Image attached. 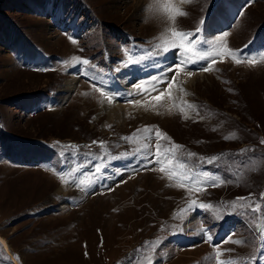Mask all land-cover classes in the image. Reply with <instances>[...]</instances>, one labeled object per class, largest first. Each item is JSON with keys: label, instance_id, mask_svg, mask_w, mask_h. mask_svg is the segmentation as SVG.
<instances>
[{"label": "rangeland", "instance_id": "1", "mask_svg": "<svg viewBox=\"0 0 264 264\" xmlns=\"http://www.w3.org/2000/svg\"><path fill=\"white\" fill-rule=\"evenodd\" d=\"M145 3L0 0V264H264V0H194L176 30L202 29L195 53L174 49L159 64L196 61L168 75L178 91L149 87L101 112L113 76L177 39L143 23ZM224 32L219 47L238 55L200 60L212 51L203 40ZM130 58L139 62L115 71ZM157 143L160 158L142 167ZM173 143L176 157L165 154ZM180 161L218 186L179 187ZM193 199L211 207L188 209Z\"/></svg>", "mask_w": 264, "mask_h": 264}, {"label": "snow or ice", "instance_id": "2", "mask_svg": "<svg viewBox=\"0 0 264 264\" xmlns=\"http://www.w3.org/2000/svg\"><path fill=\"white\" fill-rule=\"evenodd\" d=\"M201 24L204 23V21H200ZM202 29L201 28H197L195 30V33H186V32H180L177 31L176 29H171V33L173 35V37H176L177 39L169 42V41H164L163 44H156L155 48L151 51L147 52V56H140L139 60H144V59H151V58H156L153 60V63L156 64L158 66V70H160L161 75L160 76H153L151 81H146L145 83H151L152 84V91H158L160 87H162L163 85L167 84V88L170 90L173 85L174 82L176 80V76L173 75L171 77V81L168 80V75L172 72H176L179 73L180 71H183L185 67H187V64H194L196 63V61L194 60H188L187 62H185L184 60H180L178 63L175 64L174 67H168L167 65L164 66L163 69H159V64L163 63L164 61L167 60V54H169L172 50L174 49H179L180 51L184 52V53H195L196 51V46L200 43V37L196 34H198ZM229 35L228 32H224L222 35H219L216 37L215 41H209L207 39L203 40V44L204 45H212V51H207L204 50V55L199 56L200 60H206L209 57H212L213 55H217V56H225V55H232L233 57H235L236 55H238V52H233L231 49H229L227 47V45L225 44L224 47L220 48L219 45L221 42H223L225 40V37H227ZM69 40H71L72 43H76V41L69 36ZM139 60L134 61L133 59H128L126 62L122 63L120 67L116 68V72H120L122 69L125 68H129L130 66H133L134 64L138 63ZM216 60L215 59H211V62L208 64L207 67H204L202 70L204 72H209L212 68V66L214 64H216ZM239 62V61H237ZM72 65L75 67L77 64H82L84 66L89 65V60L88 59H83L81 60L79 57H76L72 60ZM249 63H254V61L249 60ZM85 76L88 75L87 70H85V72L83 73ZM189 76H192V72L189 71L187 73ZM103 87V85H101V88ZM101 88H97V91H101ZM135 88L137 90H142V91H148L147 88H144L143 84L141 83H137L135 85ZM170 94V92H169ZM101 95H104V92L101 91ZM129 96L134 95V93H128ZM165 95L164 92H161L160 95L155 96L154 99L159 100L161 98V96ZM109 103L112 102V97H108ZM137 103H139V101H137ZM186 103L187 108L192 109L193 111H196L195 106L191 103ZM181 111H183V109H181ZM188 115L185 114V119H188ZM200 119H203V117H200ZM150 130L148 128H145V132H149ZM155 138L157 139V141H159V139L162 137V133L160 132L159 129H157L155 131ZM127 139V138H126ZM225 139H227V137H225ZM93 144L97 143L96 141L92 142ZM103 142H101L102 144ZM69 148H77V145H69L67 146ZM142 147L147 148L148 145L144 144ZM183 146L178 145L173 143L171 145L170 148L165 150V154L167 153H171L173 157H176L178 154V150L181 149ZM140 150L137 149V152H139ZM61 157L64 156V153L60 154ZM73 155H75V153H73ZM133 155V153L129 152V153H125L122 154L119 157L113 156L112 159H121V158H127L128 156ZM154 159L153 160H149L147 158H145L144 160V164L142 165V167H147L149 164H152L154 162V160H157L160 158L161 153L159 151V143H157V151L155 153H152ZM184 153H179V156H184ZM197 154L194 152H187L186 156L187 158L191 159L193 157H195ZM218 159V157L213 156L211 159H205L203 157L200 158L201 160V164H213L216 160ZM168 164H172L173 160H168L167 161ZM102 167H104V165H96L95 166V172L93 173V176H95L98 173H101V169ZM179 169L183 170L184 174L181 175L180 179L183 181L182 183L179 184V187L183 188L185 187V183L184 182H188V183H192L193 185L197 184V183H201V184H211V186L216 187L218 186L216 184V177L214 175H211L208 171H201V172H193V170L191 168L188 167V165L184 162V161H180L178 164ZM161 172L165 171L164 167H161L160 169ZM119 174V173H118ZM176 175L175 172H173L171 175H169V179H172L174 176ZM197 177H199V179H197ZM95 182V181H93ZM81 184L84 183V181L80 182ZM190 190H194L197 192L203 191L205 189L200 188V187H194L193 189ZM264 195V194H262ZM237 199H244V198H237ZM211 205L210 204H206V203H198L197 200L193 199L189 202L188 204V209H192L195 210L197 208L203 210V209H208L210 208ZM182 213H187V209H181L180 210ZM181 220L184 219V216L180 217ZM217 220L222 219V217L220 216H216ZM183 229H181L182 231ZM208 231L207 229H205L204 227H201V233H204ZM208 243L212 242V236L208 235L206 238V241Z\"/></svg>", "mask_w": 264, "mask_h": 264}, {"label": "bare ground", "instance_id": "3", "mask_svg": "<svg viewBox=\"0 0 264 264\" xmlns=\"http://www.w3.org/2000/svg\"><path fill=\"white\" fill-rule=\"evenodd\" d=\"M141 1V0H139ZM222 16H228L231 14V8L226 12H224V8L221 9ZM217 14L221 15V12L216 11ZM221 18V17H220ZM242 18V17H241ZM224 20V19H223ZM215 21V20H214ZM216 22V21H215ZM220 24V23H219ZM209 27V26H208ZM211 31V30H210ZM210 33V32H209ZM172 56H167V60L164 61L168 62L170 61ZM164 67L159 65V69H163ZM134 69V68H132ZM161 72L158 70V66L154 63L151 62H146L138 67H136L135 70H123L121 73L117 74L116 76L112 77L111 82L109 83V91H108V96L112 97V102L109 103V100L106 98L105 100L101 101V104L99 105V110L109 112L111 115H115L117 110H122L123 107L120 106V101L123 99H127L130 97H137L138 91L142 90H137L135 88V83H141L143 84L144 88H151L152 84L151 83H145L146 81H151L153 76H160ZM75 77L72 78V80H67V88L71 89L72 86L74 85V79ZM124 80V83L123 81ZM119 87V89H118ZM166 88V84L165 87ZM177 87H172L171 90L172 92L176 93L178 90ZM145 92V91H142ZM128 93H134V95L129 96ZM140 94V93H139ZM141 96V95H140ZM144 96V95H142ZM124 110V109H123ZM119 112V111H118ZM121 114V113H119ZM150 115V114H148ZM118 118V117H116Z\"/></svg>", "mask_w": 264, "mask_h": 264}, {"label": "clouds", "instance_id": "4", "mask_svg": "<svg viewBox=\"0 0 264 264\" xmlns=\"http://www.w3.org/2000/svg\"><path fill=\"white\" fill-rule=\"evenodd\" d=\"M194 0H146L143 23L154 24L167 31L179 27V19L188 15L187 6Z\"/></svg>", "mask_w": 264, "mask_h": 264}]
</instances>
